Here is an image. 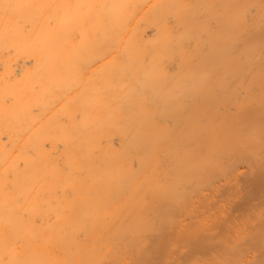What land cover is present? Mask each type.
Here are the masks:
<instances>
[{"label": "bare ground", "instance_id": "6f19581e", "mask_svg": "<svg viewBox=\"0 0 264 264\" xmlns=\"http://www.w3.org/2000/svg\"><path fill=\"white\" fill-rule=\"evenodd\" d=\"M0 264H264V0H0Z\"/></svg>", "mask_w": 264, "mask_h": 264}]
</instances>
